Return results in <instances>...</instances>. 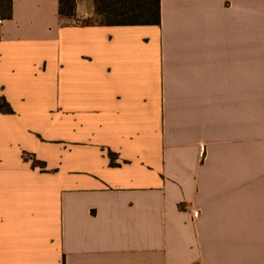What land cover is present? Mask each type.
Returning a JSON list of instances; mask_svg holds the SVG:
<instances>
[{"label":"crops","instance_id":"obj_1","mask_svg":"<svg viewBox=\"0 0 264 264\" xmlns=\"http://www.w3.org/2000/svg\"><path fill=\"white\" fill-rule=\"evenodd\" d=\"M74 1L0 21V264H264V0Z\"/></svg>","mask_w":264,"mask_h":264},{"label":"trees","instance_id":"obj_2","mask_svg":"<svg viewBox=\"0 0 264 264\" xmlns=\"http://www.w3.org/2000/svg\"><path fill=\"white\" fill-rule=\"evenodd\" d=\"M96 13L98 15L97 24L106 26H136V25H157L159 20V0H94ZM12 0H0V21L11 18ZM75 9L74 0H58V16L63 18H73ZM83 24V22L81 23ZM0 112L4 114L12 113L8 104L3 99L0 100ZM110 164L113 163V155L108 153ZM27 160L28 155L23 154ZM31 166L43 167L31 158Z\"/></svg>","mask_w":264,"mask_h":264},{"label":"built area","instance_id":"obj_3","mask_svg":"<svg viewBox=\"0 0 264 264\" xmlns=\"http://www.w3.org/2000/svg\"><path fill=\"white\" fill-rule=\"evenodd\" d=\"M191 217H192V220H196L198 218V212L197 211H191Z\"/></svg>","mask_w":264,"mask_h":264}]
</instances>
